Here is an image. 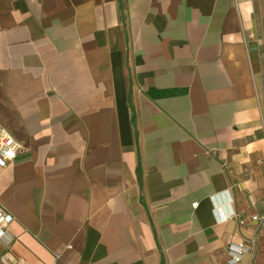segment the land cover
<instances>
[{"label": "crops", "instance_id": "0c3cea01", "mask_svg": "<svg viewBox=\"0 0 264 264\" xmlns=\"http://www.w3.org/2000/svg\"><path fill=\"white\" fill-rule=\"evenodd\" d=\"M0 125V258L264 264V0H0Z\"/></svg>", "mask_w": 264, "mask_h": 264}, {"label": "built area", "instance_id": "2783aa9c", "mask_svg": "<svg viewBox=\"0 0 264 264\" xmlns=\"http://www.w3.org/2000/svg\"><path fill=\"white\" fill-rule=\"evenodd\" d=\"M19 148H20V143L2 125H0V166H6L9 163H11L18 154ZM195 203L196 201H194L192 204L195 205ZM213 209L216 212V214H218L219 220H224L227 217L233 216V214H235L231 210L225 212L222 209V206L217 202H214ZM12 218H13V214L2 204H0V238L1 239H6L5 238L7 235L6 226L12 220ZM252 218L258 219L260 218V215L253 214ZM240 222H243V219H240ZM244 250H245V246L243 245L242 242L228 241L227 242V251L229 253L228 261L229 262L238 261L241 258ZM0 264H30V263L22 258L8 259L1 257Z\"/></svg>", "mask_w": 264, "mask_h": 264}]
</instances>
